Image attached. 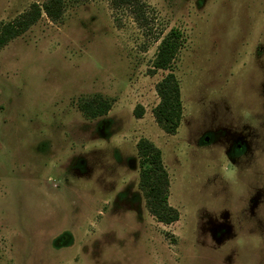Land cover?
<instances>
[{
  "label": "rangeland",
  "instance_id": "1",
  "mask_svg": "<svg viewBox=\"0 0 264 264\" xmlns=\"http://www.w3.org/2000/svg\"><path fill=\"white\" fill-rule=\"evenodd\" d=\"M0 0V29L41 14L0 48V264H264V0ZM182 117L157 123L152 62L170 29ZM100 96L107 114L79 105ZM138 112L141 114L138 115ZM161 152L158 222L137 143Z\"/></svg>",
  "mask_w": 264,
  "mask_h": 264
},
{
  "label": "trees",
  "instance_id": "2",
  "mask_svg": "<svg viewBox=\"0 0 264 264\" xmlns=\"http://www.w3.org/2000/svg\"><path fill=\"white\" fill-rule=\"evenodd\" d=\"M117 7L126 5L141 16L139 0H112ZM64 0H47L42 5L44 13L55 20L61 15ZM41 14L40 7L33 4L25 14L4 24L0 29V48L11 38L27 30ZM182 32L172 28L161 39L155 58L152 62L154 70H170L157 84L156 92L159 103L155 107L154 116L160 127L168 134L176 132L182 117V102L179 81L171 71V66L182 46ZM88 118H96L108 113L111 102L100 96L84 99L79 105ZM141 112H138V115ZM139 158V187L145 198L149 213L163 224H170L178 219V212L168 202V174L163 166L161 152L151 142L141 139L137 143Z\"/></svg>",
  "mask_w": 264,
  "mask_h": 264
}]
</instances>
